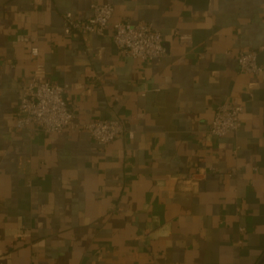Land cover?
<instances>
[{
  "label": "crops",
  "instance_id": "crops-1",
  "mask_svg": "<svg viewBox=\"0 0 264 264\" xmlns=\"http://www.w3.org/2000/svg\"><path fill=\"white\" fill-rule=\"evenodd\" d=\"M94 3L152 23L167 56L124 57L113 25L66 37L63 14ZM244 49L264 62V0H0V264H257L264 74L239 73ZM32 80L67 86L78 123L123 119L134 138L17 129ZM224 104L242 126L215 137Z\"/></svg>",
  "mask_w": 264,
  "mask_h": 264
},
{
  "label": "built area",
  "instance_id": "built-area-1",
  "mask_svg": "<svg viewBox=\"0 0 264 264\" xmlns=\"http://www.w3.org/2000/svg\"><path fill=\"white\" fill-rule=\"evenodd\" d=\"M88 19L76 18L73 13L63 14V30L66 37L98 35L105 36L113 25V44L124 57L145 61L160 60L167 56L161 30L152 23L129 20L114 21L115 7L111 3L91 5ZM31 56L37 57V47L31 49ZM238 71L246 76L264 74V62L258 59V52L244 49L238 53ZM19 104L15 117L17 129H32L52 135L64 131H81L90 135L99 145H108L120 137L134 138L127 121L123 119H97L80 124L70 108L65 95L67 86L49 81L32 80L22 83ZM243 108L228 104L220 105L210 123L209 134L215 137L238 135L242 126ZM195 175H200L197 173ZM244 231V229H242Z\"/></svg>",
  "mask_w": 264,
  "mask_h": 264
},
{
  "label": "water",
  "instance_id": "water-1",
  "mask_svg": "<svg viewBox=\"0 0 264 264\" xmlns=\"http://www.w3.org/2000/svg\"><path fill=\"white\" fill-rule=\"evenodd\" d=\"M257 264H264V254L262 255Z\"/></svg>",
  "mask_w": 264,
  "mask_h": 264
}]
</instances>
